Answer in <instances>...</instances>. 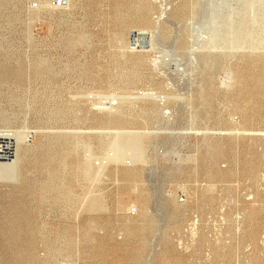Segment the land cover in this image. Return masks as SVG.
<instances>
[{"label": "rangeland", "instance_id": "obj_1", "mask_svg": "<svg viewBox=\"0 0 264 264\" xmlns=\"http://www.w3.org/2000/svg\"><path fill=\"white\" fill-rule=\"evenodd\" d=\"M0 264H264V0H0Z\"/></svg>", "mask_w": 264, "mask_h": 264}, {"label": "bare ground", "instance_id": "obj_2", "mask_svg": "<svg viewBox=\"0 0 264 264\" xmlns=\"http://www.w3.org/2000/svg\"><path fill=\"white\" fill-rule=\"evenodd\" d=\"M145 95H146V94H145ZM149 95L151 96V95H153V94H150V93H149ZM149 95H148V96H149ZM154 96H155V94H154ZM157 96H158V95H157ZM145 97H146V96H145ZM155 97H156V96H155ZM160 97H161V96H160ZM149 98H150V97H149ZM152 98H154V97H152ZM128 99H129V98H128ZM155 99H156V98H155ZM162 99H163V98H162ZM158 100H161V99H158ZM110 101H111V100H110ZM105 104L107 105L108 108H112V105H116V102H112V103H111V102L108 101V102H106ZM120 105H121V104H120Z\"/></svg>", "mask_w": 264, "mask_h": 264}]
</instances>
